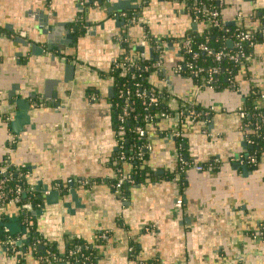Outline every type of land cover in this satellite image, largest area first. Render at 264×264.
I'll return each instance as SVG.
<instances>
[{"label":"crops","instance_id":"obj_1","mask_svg":"<svg viewBox=\"0 0 264 264\" xmlns=\"http://www.w3.org/2000/svg\"><path fill=\"white\" fill-rule=\"evenodd\" d=\"M95 1L98 6L0 0V161L8 157L25 167L39 200L0 207V264L18 262L1 240L11 218L22 227L31 222L40 250L52 245L64 255L72 238L94 245L97 264H136L133 246L140 262L264 264V155L256 166L244 162L250 144L240 116L252 89L264 91V43H255L234 87L216 91L176 71V39H191L207 27L186 5L141 0V8L118 13V0ZM219 6L227 25L260 26L264 0H220ZM127 11L133 17L123 16ZM77 21L83 29L74 36ZM145 32L163 40L150 82L168 90L171 110L181 103L200 109L195 120L161 117L148 128L145 178L121 198L113 190L119 141L108 73L124 51L123 39L136 53ZM177 126L193 164L183 170L185 187L176 176L181 165L170 134ZM51 190L60 197L47 201ZM103 232L109 238L97 244ZM8 234L23 253L29 235ZM25 256V264H69L67 258L47 263L32 250Z\"/></svg>","mask_w":264,"mask_h":264},{"label":"trees","instance_id":"obj_2","mask_svg":"<svg viewBox=\"0 0 264 264\" xmlns=\"http://www.w3.org/2000/svg\"><path fill=\"white\" fill-rule=\"evenodd\" d=\"M95 0H88L86 4H93ZM173 1V0H171ZM185 2L186 8L197 17L200 21H205L207 27L200 34L195 35L191 39H176L181 45L182 41L188 42V49L181 45L180 48V63L191 62L198 68H202V71L197 75H193L189 69H183L179 72L183 76L191 77L193 82L200 87H212L216 91L223 90L225 88H233L235 77L240 72L242 66L247 61L250 54H252L254 45L256 42L264 43V11L259 17L260 26L252 30L251 33L254 34V39L251 42H242L241 49L235 47V43L238 42L237 35L246 32L248 29H244L238 26H230L225 24L223 28H220L208 19V14L211 11H219L221 7L219 6L220 0H183ZM91 2V3H90ZM195 9V12L193 11ZM196 10H200L198 13ZM127 13L133 17V13L127 11ZM83 24L77 21V24L71 26L73 30V35L78 36L82 32ZM81 30V31H80ZM125 40V41H124ZM163 40L157 39L148 33L147 42L150 47L151 54L148 56H140V51L132 53L131 45H128V40L123 39L122 47L124 51L117 57V61L125 65L116 67L112 65L109 75L113 79V112L117 124V134L119 141V150L116 154V168L117 166L121 168H126V166H131L133 177L135 183H140L145 178L146 168L144 167V162L147 158L148 152H144L142 160H134L130 164L123 163L119 160L121 153L126 154V156L134 155L135 149L147 144V140L144 137H140L137 133V128H143L148 130L151 125L158 123L161 119V113H166L168 116H176L177 111L171 110L168 105V97L170 93L166 88H157L150 82V75L158 70V63L161 60V53L163 49ZM229 41L232 42V46L229 47ZM254 42V43H253ZM159 45V47H157ZM201 45H206L209 49L203 50L200 48ZM219 51H229L231 53L237 54V60L222 59L217 61L215 59L216 53ZM197 53V57L194 58L193 54ZM127 58V60H125ZM132 64L127 67V65ZM217 69V72H213ZM144 91L145 95L138 96L137 93ZM124 97L128 96V100L125 101L124 97L121 98L120 94ZM129 93V95H125ZM155 95L157 97L156 103H149L150 96ZM264 91H259L253 88L245 99L242 109L246 113L244 125L245 132L247 134L248 142H252L250 146L252 148L248 149V154L256 158V161L260 163L264 155ZM125 104L129 105L130 113L128 120L125 124V130H119V124L117 122V115ZM192 109L196 113L199 112V106L192 104ZM198 117V116H197ZM180 126H178L179 130ZM181 128L179 130V135L175 137V143L178 148V152L184 161L190 163V160L186 157V150L183 147L184 139L181 136ZM8 157H4L0 161V192H4L7 195L6 203L11 200L12 195L16 188L21 187L23 193L20 194V203L18 206L23 207L26 202L37 203L38 196L35 191H29V182L25 179L24 173L26 172L25 167L17 166L16 168L10 166L7 161ZM207 163L205 167L210 166ZM217 165L213 163L212 167L215 168ZM255 166V165H251ZM5 170L1 172V170ZM185 172L178 170L176 176L178 182L182 187H185L184 175ZM116 178L113 180L115 183ZM130 188V185L126 184L121 189V197L125 196ZM27 234L29 235L27 244L25 246V251H20L16 247L14 251L16 253L17 264H25L26 256L25 252L27 250H32L35 256L41 258V260L49 263L55 262L59 259L67 258L70 264H97L99 256L96 253V248L94 245L86 243L84 240L79 238H72L67 243L66 251L64 255H59L54 250L52 245H43V249H39V243L37 242L38 235L34 227H29ZM9 238L7 233H3L2 238L6 242ZM97 244H103L105 241L101 240L99 235L97 236ZM39 240V239H38ZM96 244V245H97ZM132 258L136 261V264H160L157 259H151L147 261H139L137 259V247L133 246ZM80 249L79 253L74 257H68L70 250Z\"/></svg>","mask_w":264,"mask_h":264},{"label":"built area","instance_id":"obj_3","mask_svg":"<svg viewBox=\"0 0 264 264\" xmlns=\"http://www.w3.org/2000/svg\"><path fill=\"white\" fill-rule=\"evenodd\" d=\"M174 2L177 3H182L185 5V2L183 0H173ZM82 6L84 5V2L81 1ZM95 6H98L99 3L97 1H94L93 3ZM193 11L195 12V9H193ZM198 13L200 12V10H196ZM123 16L125 17H129L128 13H123ZM208 19L211 23H213L214 25L223 28L225 23L223 22L222 18H221V14L219 11H211L208 14ZM252 30H247L246 32H242L240 34L237 35V39L238 42L235 43V47L241 49V44L242 42H251L254 39V34L251 33ZM262 35L264 36V32L262 33ZM147 36L148 33H144L141 41L139 42V44L137 45V49L138 51H140V56H148L149 51H150V47L148 45L147 42ZM254 43V42H253ZM181 45L184 48H187L188 42L187 41H182ZM180 45V48H181ZM157 47H159V45H157ZM201 49L203 50H208L209 48L206 45H201L200 46ZM194 58L197 57V53L193 54ZM230 59V60H237V54L231 53L229 51H219L218 53H216L215 55V59L217 61H221L222 59ZM125 60H127V58H125ZM113 64L116 67H119L121 65H125L124 63L120 64L117 60H115L113 62ZM132 64L127 65V67L131 66ZM183 69H189V71L191 73H193V75L197 76L201 71L202 68H198L195 65H193L191 62H184V63H179L176 67V71L179 73L181 71H183ZM213 72H217V69H214ZM125 95H129V93H126ZM138 96H143L145 95L144 91L138 92L137 93ZM120 97L123 98L124 95L121 93ZM125 101H127L129 98L128 96L124 97ZM262 99H264V96H262ZM157 102V97L155 95L150 96L149 98V103H156ZM181 109L176 113V117L178 118V120H180L181 122L183 121L184 118L189 117L191 120H195L197 118V116L199 115V113H196L194 109H192V103H181L180 105ZM130 107L129 105L125 104L123 107H121L118 115H117V122L119 124V130L124 131L125 130V124L126 121L128 120L129 117V113H130ZM161 117H167L168 115L166 113H161L160 114ZM240 116L242 117L243 123L245 120V116L246 113L243 111V109H240ZM248 124H245L244 126H247ZM137 133L139 134L140 137H144L147 140V144L143 145L141 147H137L135 149V154L134 155H129L126 156V154L121 153L119 160L123 163H127L130 164L132 161L134 160H142L143 159V155L144 152H149L152 148L149 139L147 138L148 135V130H145L143 128L138 127L137 128ZM172 136L174 135V137L179 135V130H178V126L176 128L173 129V131H171L170 133ZM249 144H251L252 142H248ZM121 147V146H119ZM179 156V163L181 165V171H183L185 168H189L190 166H193V164L187 161H184L181 157L180 154H178ZM244 162H247L249 165H257L258 162L256 161V158L253 156H250L249 154L245 155V157L243 158ZM8 164L14 168H16L18 165L16 163H14L10 158H7ZM194 167H196L197 170H202L204 167L200 166V165H195ZM5 171L4 169L1 170V172ZM25 179L28 178V173L27 171L24 173L23 176ZM116 181L113 184V190L114 193L119 195L121 197V189L123 188L124 185L128 184L130 186L136 184L135 183V179L133 177V173L131 170V166L129 168H121L119 166H117L116 168V175H115ZM0 189H1V185H0ZM29 191H34L33 187H29L28 188ZM23 189L21 187L16 188L14 195H12L11 200L6 203V199H7V195H5L4 192H0V207H5L7 204H16L17 206L20 203V194L23 193ZM123 197V196H122ZM121 197V198H122ZM30 224H28V227H31V222L29 221ZM5 233H9V229L5 226L4 227ZM99 237L101 240H107L109 238V233L108 232H103L99 234ZM6 244H8V248L11 251H14L15 248V244H16V239L14 238H9L6 241ZM80 249H73L70 250L68 253V257H74L79 253Z\"/></svg>","mask_w":264,"mask_h":264},{"label":"water","instance_id":"obj_4","mask_svg":"<svg viewBox=\"0 0 264 264\" xmlns=\"http://www.w3.org/2000/svg\"><path fill=\"white\" fill-rule=\"evenodd\" d=\"M136 1H137V4L131 6L129 0H118V3H115L113 5L114 6L113 10H116L118 13H121L122 11H124V9L141 8L142 7L141 4H140L141 0H136ZM116 17H117V20L120 23L124 22L123 18L120 17L119 14H117ZM231 44H232V42L229 41V47H231ZM22 107L27 108V110L29 109V105L28 104H26V106H22ZM250 148H252V146H250ZM71 192L73 193V191H71ZM55 196H57V198L60 197V192L58 190H51V191H49V194H47L46 199H47V201H50L48 199L52 198V197H55ZM29 208H31V206ZM0 224H2V223H0ZM4 225L9 229V233H11V234H15V233H17L19 231H21L22 233H27L28 232V228L26 226L22 227V226H20L18 224L17 218H11V220L8 223H5ZM60 264H68V263H60Z\"/></svg>","mask_w":264,"mask_h":264},{"label":"flooded vegetation","instance_id":"obj_5","mask_svg":"<svg viewBox=\"0 0 264 264\" xmlns=\"http://www.w3.org/2000/svg\"><path fill=\"white\" fill-rule=\"evenodd\" d=\"M1 240H3V239H1ZM4 242V241H3Z\"/></svg>","mask_w":264,"mask_h":264}]
</instances>
